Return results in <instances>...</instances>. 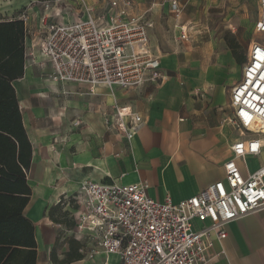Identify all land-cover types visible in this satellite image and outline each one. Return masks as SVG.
I'll return each instance as SVG.
<instances>
[{"label":"crops","instance_id":"0c3cea01","mask_svg":"<svg viewBox=\"0 0 264 264\" xmlns=\"http://www.w3.org/2000/svg\"><path fill=\"white\" fill-rule=\"evenodd\" d=\"M111 1L0 0V21L21 19L25 25L23 74L12 85L31 142L26 173L31 194L23 214L34 225L35 264H61L50 259L57 237L60 260L69 251V239L78 243L81 258L68 264H120L118 253L99 249L88 256L91 242L73 235V225L67 228L48 217V209L62 201L73 219L82 181H146L150 197L158 201L169 197L176 203L223 179L230 145L241 138L229 121L230 92L241 77L252 40L241 64L225 41L204 26H190L191 20L184 24L189 38L183 40L179 24L172 27L170 0H129L126 8L128 15L152 22L149 45L160 60L159 82L129 91L106 86L90 90L49 76L50 63L36 46L47 25L87 16L102 19ZM115 1L123 6L124 0ZM115 98L141 117L130 139L112 123ZM263 160L264 155L238 163L246 174ZM206 224L194 222L196 228ZM225 229L227 235L220 242L211 234L213 250L224 253L209 264H264V209L229 222Z\"/></svg>","mask_w":264,"mask_h":264},{"label":"built area","instance_id":"2783aa9c","mask_svg":"<svg viewBox=\"0 0 264 264\" xmlns=\"http://www.w3.org/2000/svg\"><path fill=\"white\" fill-rule=\"evenodd\" d=\"M129 5L124 0L119 8L114 0L102 19L87 16L49 23L36 45L50 63L49 76L90 90L106 86L129 91L159 82L160 60L149 45L152 22L128 15ZM170 6L179 18L181 5L170 0ZM180 27L179 37L188 40L187 27ZM254 30L258 38L249 43L241 77L230 92L229 121L241 138L230 145L224 178L176 203L169 197H150L146 181H82L71 231L93 244L88 256L100 249L118 253L120 264H209L224 253L213 250L211 234L220 242L227 235L226 224L264 209V160L246 174L238 165V160L244 164L246 157L264 155V0H258ZM116 101L112 123L130 139L141 117ZM195 221L208 224L196 228Z\"/></svg>","mask_w":264,"mask_h":264},{"label":"trees","instance_id":"16d2710c","mask_svg":"<svg viewBox=\"0 0 264 264\" xmlns=\"http://www.w3.org/2000/svg\"><path fill=\"white\" fill-rule=\"evenodd\" d=\"M25 25L21 19L0 21V264H35L37 249L34 225L24 216L31 189L26 173L31 162V142L22 123V116L12 81L21 77L24 68ZM237 63L245 60L244 51H238L239 43L227 38ZM63 202L48 209L53 222L73 225ZM69 251L58 259V237L50 252L55 263L68 264L81 258L78 243L68 240ZM76 249V252L74 250Z\"/></svg>","mask_w":264,"mask_h":264},{"label":"rangeland","instance_id":"374dc122","mask_svg":"<svg viewBox=\"0 0 264 264\" xmlns=\"http://www.w3.org/2000/svg\"><path fill=\"white\" fill-rule=\"evenodd\" d=\"M179 1L183 5L182 14L180 18H176L174 14L171 16L172 27L175 24L179 26L187 24V21L191 20L193 22L190 26L191 24L197 27L204 26L213 37L219 40L226 42L227 38H236L240 45L238 51H244V53L250 40L258 38L254 30V22L258 14L257 0ZM238 165L242 170L243 165L240 163Z\"/></svg>","mask_w":264,"mask_h":264}]
</instances>
